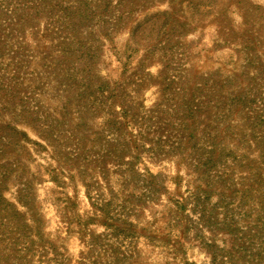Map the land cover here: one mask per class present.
I'll return each mask as SVG.
<instances>
[{"label":"rangeland","instance_id":"1","mask_svg":"<svg viewBox=\"0 0 264 264\" xmlns=\"http://www.w3.org/2000/svg\"><path fill=\"white\" fill-rule=\"evenodd\" d=\"M0 264H264V0H0Z\"/></svg>","mask_w":264,"mask_h":264}]
</instances>
